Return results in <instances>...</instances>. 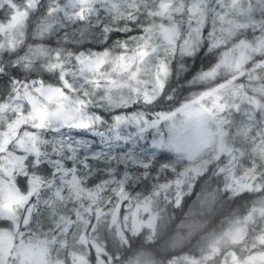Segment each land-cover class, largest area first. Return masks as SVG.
I'll list each match as a JSON object with an SVG mask.
<instances>
[{"label":"snow or ice","instance_id":"snow-or-ice-1","mask_svg":"<svg viewBox=\"0 0 264 264\" xmlns=\"http://www.w3.org/2000/svg\"><path fill=\"white\" fill-rule=\"evenodd\" d=\"M0 264H264V0H0Z\"/></svg>","mask_w":264,"mask_h":264}]
</instances>
